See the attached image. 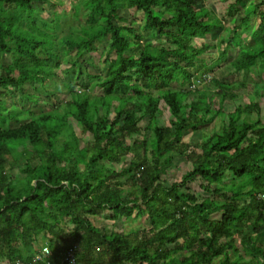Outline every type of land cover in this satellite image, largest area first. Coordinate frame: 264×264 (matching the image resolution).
Masks as SVG:
<instances>
[{"label": "trees", "instance_id": "obj_1", "mask_svg": "<svg viewBox=\"0 0 264 264\" xmlns=\"http://www.w3.org/2000/svg\"><path fill=\"white\" fill-rule=\"evenodd\" d=\"M63 3L0 0L3 263L264 264V121L256 101L264 81L211 74L226 60L240 74L264 72V0H230L222 17L198 0H77L71 14L57 9ZM123 10L142 17L129 20ZM223 27L229 40L214 39ZM49 82L68 92L64 102L37 96ZM245 89L249 102L225 112L224 102ZM12 94L18 101L7 106ZM216 118L220 130L194 145L184 140ZM178 157L187 170L168 179ZM21 160L24 175H13ZM101 210L145 225L97 226L90 216ZM40 234L50 253L35 249Z\"/></svg>", "mask_w": 264, "mask_h": 264}, {"label": "rangeland", "instance_id": "obj_2", "mask_svg": "<svg viewBox=\"0 0 264 264\" xmlns=\"http://www.w3.org/2000/svg\"><path fill=\"white\" fill-rule=\"evenodd\" d=\"M77 0H64L63 4L58 5L57 9L58 10H64L65 8L69 11V14H71L74 9H75V3ZM230 0H198V3L200 5H205L210 7L213 11H215V13L217 14L218 17H222L224 16V14L226 13L227 10V6ZM43 8L45 9V11H43V14L46 15L47 17H49L51 14L48 15V12H52V3L48 2L46 4L43 5ZM123 12L125 13V15L130 19L138 18L141 19L142 14L141 12L138 11H134L132 10V12H128L127 10H123ZM244 7L243 5H241L238 10L236 11L234 17L240 19L243 15H244ZM251 22H253V19H251ZM225 27H229L232 24L230 23V20H226L225 22H223ZM69 24H65V27H68ZM223 27L220 30H216L213 34V38L217 39V37L219 36V38L224 37V39L226 41L229 40V37L231 36V34L229 33V30L227 28ZM63 31H68L63 30ZM211 37V36H210ZM243 42L247 43L249 36H247V34L243 35ZM203 40L205 41V39H198L199 42H203ZM218 40V39H217ZM207 43V42H206ZM226 43V42H225ZM238 46L237 45H231L229 48V54L230 55H234L236 53ZM204 56L208 59V60H212L213 58H215L217 56V49L214 50H210L208 52H206L204 54ZM3 60L5 61H9V56L5 55ZM94 61L97 62V59H94ZM228 61L226 60V62H223L221 65L223 66H219L216 67L213 70V73H211L213 76L219 78V79H223L227 82H241L243 81L244 78H246V82L252 83V81L254 80H262L264 81V72L262 71V69L260 67H256L254 69H252L250 72L246 73L244 72V74H240L237 71H231L232 69L228 66H225V63H227ZM65 65V63L63 64ZM64 67V66H62ZM62 67L59 68L57 70L58 72V76L60 79H63V74H62ZM89 71L91 73H98L100 71V67L99 65H95V66H87ZM48 81H46L45 83H47ZM249 90H244V92H242V94H239V96L236 99H227L224 104H223V110L225 112H229V111H233L235 109L236 106L240 105H244L246 103L249 102L250 98H251V93L248 92ZM95 92H100L99 88H96L93 93ZM36 94L37 96H39L42 100H49L52 101L54 103H62L64 102L67 98H68V92L66 90H58L56 88L55 84H51L49 82V84L41 89L36 90ZM5 100L7 101V106H10L11 103H14L16 101H18V97L17 96H13V94L11 96H5ZM256 101H258L260 103V112H259V117L262 121H264V98L261 97H257ZM31 106L33 108H35V110H39L40 108L42 109H47L48 106L45 105L44 103L41 105H34L33 103L31 104ZM255 112L253 111L252 116H255ZM257 117V114L256 116ZM168 119V113H164L161 117V121H163L162 123H164V121L166 122V120ZM222 125V122L220 121V119L216 118L214 119L209 125H205L204 127H201V129L197 130V131H192V130H187L185 132V137L184 140L186 142L191 143V145H194L196 142L202 140V139H206L208 135H210V133H212L213 131L216 130H220V127ZM85 139L87 141L91 140V136L85 137ZM133 154L132 152H129L127 154H124L122 156V159L119 163H117L116 165H114L115 168L121 166V165H125L127 164L130 159H132ZM24 164L25 161L21 160L18 162L17 165L14 166V169L11 170L12 174L14 175H24L22 169L24 168ZM82 168V166H81ZM187 170L186 167V162L184 163L182 161L181 157H178L174 160V166L173 168H170V172L167 174L168 179H172L173 177H177L180 173L185 172ZM192 187L194 190H196L198 193L201 192L198 183H192ZM201 194H204L201 192ZM106 210H101L99 211L96 215L94 216H90V218L92 219V222L100 227H105L108 229H112V230H120V231H124V232H129L132 230H137L138 227L140 225H145L144 223H141V221L139 220H126L123 217H120L118 220L113 221L109 218H107L106 216ZM115 222V223H114ZM68 228H72L71 226L67 225ZM47 240L45 239L43 234L39 235V238L37 241H35V249H37L38 251H43L44 254L46 253H50V251L48 250L46 244H47ZM259 242H264V229H262V235L260 236V240ZM0 264H4L3 263V259L0 258Z\"/></svg>", "mask_w": 264, "mask_h": 264}, {"label": "built area", "instance_id": "obj_3", "mask_svg": "<svg viewBox=\"0 0 264 264\" xmlns=\"http://www.w3.org/2000/svg\"><path fill=\"white\" fill-rule=\"evenodd\" d=\"M40 257H41V255L40 254H37L36 257H35V259H34V261L39 260Z\"/></svg>", "mask_w": 264, "mask_h": 264}]
</instances>
